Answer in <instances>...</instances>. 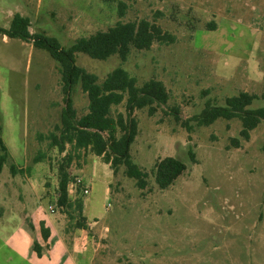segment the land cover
Returning <instances> with one entry per match:
<instances>
[{
	"label": "rangeland",
	"instance_id": "rangeland-1",
	"mask_svg": "<svg viewBox=\"0 0 264 264\" xmlns=\"http://www.w3.org/2000/svg\"><path fill=\"white\" fill-rule=\"evenodd\" d=\"M15 14L29 19L31 34L63 47L139 20L175 40L132 49L125 62L75 54V64L98 81L120 67L138 86L155 79L169 94L152 116L147 109L132 113L138 133L130 155L147 173L144 189L123 166L113 173L91 152L74 153L68 194L71 202L82 200L78 214L56 207L57 165L70 146L59 154L46 138L64 106L58 65L30 41L0 35V138L9 154L0 173V264H264V121L244 141L237 119L207 127L189 120L206 101L222 106L239 92L257 95L249 108L264 107V0H0L1 28ZM72 103L77 118L87 113L79 87ZM117 113L125 114V102L112 108ZM39 153L43 160L33 163ZM165 157L186 169L162 190L153 166ZM77 221L86 228H76ZM41 225L49 227L48 243Z\"/></svg>",
	"mask_w": 264,
	"mask_h": 264
},
{
	"label": "trees",
	"instance_id": "trees-1",
	"mask_svg": "<svg viewBox=\"0 0 264 264\" xmlns=\"http://www.w3.org/2000/svg\"><path fill=\"white\" fill-rule=\"evenodd\" d=\"M29 25L27 17L15 14L7 29L0 27V35L30 41L36 49L46 51L58 65L64 106L59 125H56L54 131L46 138L49 141L48 147L55 148L59 154L65 152L66 145L70 146V152L63 155L57 165L56 207L82 213V200L76 199L71 202L68 194L71 184L68 169L75 158L74 153L80 150L89 151L100 157L113 173L117 172L118 167L123 166L125 175L135 181L137 188L144 189L147 184V173L133 163L130 155V146L138 133L137 120L132 113L135 109H147L148 116H152L157 106L167 103L168 91L161 81L155 79L138 86L136 79L120 67L112 70L102 81H98L94 74L75 64V54L83 53L95 60H106L116 55L121 62H125L132 49L149 50L154 42L171 44L175 40L174 36L147 20L117 22L105 31H96L89 36L77 38L70 46L63 47L54 37L41 33L31 34ZM210 28L214 30V25ZM76 87H79L88 99L87 113L79 118L72 103V93ZM257 98L255 94L239 92L235 96L227 97L222 106L206 101L203 109L189 120L198 127H207L218 119L227 121L237 119L241 124L239 138L248 141L250 132L264 121V107L249 108ZM122 102H125V114L112 115V108ZM171 110L174 119L190 130L188 120L180 121L178 110L176 108ZM231 141L236 147L239 146L238 138H232ZM0 151L1 173L9 156L1 138ZM43 158L44 155L39 153L34 157L33 163H38ZM185 169V164L178 159L165 157L153 166L154 180L158 187L164 190L171 186ZM18 170L11 166L12 173ZM82 186V183L77 185L78 189L83 190ZM76 228L85 229L86 225L77 221ZM41 235L43 240L48 238V230L44 229L43 225ZM32 250L40 256L41 248L37 242L33 243Z\"/></svg>",
	"mask_w": 264,
	"mask_h": 264
},
{
	"label": "crops",
	"instance_id": "crops-1",
	"mask_svg": "<svg viewBox=\"0 0 264 264\" xmlns=\"http://www.w3.org/2000/svg\"><path fill=\"white\" fill-rule=\"evenodd\" d=\"M83 208H84V207H83ZM44 228H46V229L48 230L49 227H48V226H44ZM36 231L38 232V230H36ZM37 232H35V236H36V233H37ZM40 238H41L42 241H45L46 243H48L47 241L50 239L49 236H48V238H47L46 240H43L42 236H40ZM55 238H56V236H55ZM57 239H58V240H61V239H59V238H57ZM35 240L38 242L37 238H36ZM61 241H62V240H61ZM30 246H31V243H29V239H27V241H26V248H28L29 250H31ZM64 246H65V245H64ZM75 247L78 248L77 245H76ZM81 248H82L83 250L85 249L82 255H84V254L87 255V250H86L87 248H84V247H81ZM82 249H81V250H82ZM43 253H44V252H42V250H41V254H40V256H37V255H36V257H37V258H42ZM87 256H88V255H87ZM82 257H84V256H82Z\"/></svg>",
	"mask_w": 264,
	"mask_h": 264
},
{
	"label": "built area",
	"instance_id": "built-area-1",
	"mask_svg": "<svg viewBox=\"0 0 264 264\" xmlns=\"http://www.w3.org/2000/svg\"><path fill=\"white\" fill-rule=\"evenodd\" d=\"M79 182H80V180L78 179V180H77V183L80 184ZM83 192L86 194V193L88 192V190H87V189H84Z\"/></svg>",
	"mask_w": 264,
	"mask_h": 264
}]
</instances>
